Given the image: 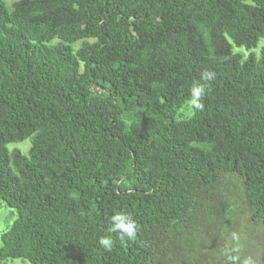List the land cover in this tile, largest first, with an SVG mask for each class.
I'll return each mask as SVG.
<instances>
[{"label":"trees","instance_id":"obj_1","mask_svg":"<svg viewBox=\"0 0 264 264\" xmlns=\"http://www.w3.org/2000/svg\"><path fill=\"white\" fill-rule=\"evenodd\" d=\"M262 37L264 0H0V264H240L220 237L239 202L264 226Z\"/></svg>","mask_w":264,"mask_h":264},{"label":"rangeland","instance_id":"obj_2","mask_svg":"<svg viewBox=\"0 0 264 264\" xmlns=\"http://www.w3.org/2000/svg\"><path fill=\"white\" fill-rule=\"evenodd\" d=\"M10 2V1H8ZM79 43H76L74 47L76 48ZM264 44V37L260 38L257 46L253 49L256 54L259 53L260 48ZM233 50L240 52L243 55L248 54L250 50H246L243 47H236L233 45ZM186 102L185 104H188ZM183 114L189 113L188 106L182 109ZM30 147V140L25 139L20 142H10L7 144V149L13 150L17 149L23 154L28 153ZM231 187L232 196L234 199H239L240 186L237 180ZM16 217V212L14 209L8 207L2 200H0V245H1V234L11 225L14 218ZM226 231L221 234L220 241L226 246L234 250L235 257L238 255V251H244L245 257H252L253 259H264V226L260 222H254L249 218L248 212L242 203L239 205H234V217L230 222ZM239 256V255H238ZM220 259V253H214V258L210 261V264H218ZM4 264H32L27 260L22 258H8L5 260Z\"/></svg>","mask_w":264,"mask_h":264},{"label":"clouds","instance_id":"obj_3","mask_svg":"<svg viewBox=\"0 0 264 264\" xmlns=\"http://www.w3.org/2000/svg\"><path fill=\"white\" fill-rule=\"evenodd\" d=\"M214 73L205 72L202 74L201 79L211 81L214 78ZM206 95V85L203 83H195L190 88L189 104L193 110H203V98ZM110 232L118 234L120 240L127 239L134 241L138 234V224L136 220L128 213L116 212L110 217ZM113 239L111 236H101L99 238V245L109 250L113 247Z\"/></svg>","mask_w":264,"mask_h":264},{"label":"flooded vegetation","instance_id":"obj_4","mask_svg":"<svg viewBox=\"0 0 264 264\" xmlns=\"http://www.w3.org/2000/svg\"><path fill=\"white\" fill-rule=\"evenodd\" d=\"M243 252L244 251H241L240 252L241 254H238L239 257H235L236 258V262L235 263H240V264H244V263H248V264H264V259H257L256 260V259H253L250 256L245 257L244 254H243Z\"/></svg>","mask_w":264,"mask_h":264}]
</instances>
